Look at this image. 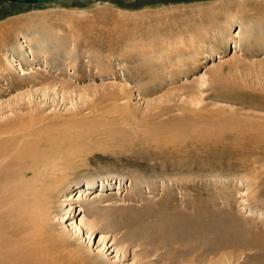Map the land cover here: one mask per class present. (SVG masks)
Wrapping results in <instances>:
<instances>
[{"label":"rangeland","instance_id":"rangeland-1","mask_svg":"<svg viewBox=\"0 0 264 264\" xmlns=\"http://www.w3.org/2000/svg\"><path fill=\"white\" fill-rule=\"evenodd\" d=\"M0 122L19 160L49 154L0 242L26 224L43 264H264V0H0Z\"/></svg>","mask_w":264,"mask_h":264},{"label":"bare ground","instance_id":"bare-ground-1","mask_svg":"<svg viewBox=\"0 0 264 264\" xmlns=\"http://www.w3.org/2000/svg\"><path fill=\"white\" fill-rule=\"evenodd\" d=\"M17 51L19 52L18 54L19 56L17 57L19 58V60H16V62H18V64L21 65L22 61H24L27 57H29L30 52L27 51L26 46H24L22 43H20L17 46ZM31 55L33 56V54ZM12 62H13L11 63L12 69H10L11 74H13L12 70H14L15 69L14 66H16L14 65V61ZM8 124H9L8 122H3V123L0 122V196H1L0 209H2V207H4L5 205L9 204V192H11V190H16V192H20V193L24 192V194L29 193L33 190L31 178H34L36 176L35 173H38L36 171L37 168H40L42 165V162L45 161V159H47L49 156V154H47L46 149H43V150L33 149L35 153H32V155L30 156L29 154L28 155L26 154L27 155L26 156L25 153H21V156L25 155V157L23 158V160H19L18 159L19 157H16L19 154H17L18 150L16 149V145H15L16 143L14 142L15 140L12 139L13 137H11L10 135L11 133L10 130L6 131ZM18 137L19 136H17V138ZM12 142L13 144L11 145ZM50 142H51V139H50ZM44 146L47 147L46 144ZM15 152L17 155H15ZM19 161L24 162V165L21 166L19 169L15 170L14 166L16 165V163H19ZM55 171L56 169H54L53 171L52 175H54V177H52V179L55 178L57 181V184L54 183L53 185L55 186L53 191H55L54 194L56 195L58 194L60 189L65 186L67 179H65L66 175L63 174L62 172L63 170L62 171L57 170L56 172ZM29 174H33V175L35 174V175L29 176ZM38 176H40L39 173H38ZM33 181H35V179ZM12 183H15V184L11 187ZM25 196L27 197L28 195H25ZM22 198H25V197H22ZM2 213H3L4 219H6L5 220L6 228L7 229L9 228L10 230L11 226L9 224L12 223V220L11 218L9 219L8 217L11 213L8 210H5ZM17 227L12 228V230L10 231L8 230L9 232L8 234H6V236L12 238V241H10L9 240L10 238H7V237L6 239L3 238L1 240L2 242H0V246L3 243H5L6 249L8 248V246L10 248L9 251L5 249L6 251H4L2 256H4L5 254L9 256V258L11 257V259L7 261V264H39V261L42 260V259L40 260L42 254L40 252L38 253L37 248L33 247V236L29 235L30 232H28V229H26V224L22 226L23 229L22 228L20 229V227L18 228ZM194 233L197 234L198 231L195 230ZM23 234L25 237L21 236ZM2 247H4V245H2ZM179 253L180 254L183 253V255L186 254V252L185 251L183 252V250L179 251ZM197 261L201 262L200 259H197Z\"/></svg>","mask_w":264,"mask_h":264},{"label":"water","instance_id":"water-1","mask_svg":"<svg viewBox=\"0 0 264 264\" xmlns=\"http://www.w3.org/2000/svg\"><path fill=\"white\" fill-rule=\"evenodd\" d=\"M11 3H19V4H48L53 3L56 1H62V0H4Z\"/></svg>","mask_w":264,"mask_h":264}]
</instances>
